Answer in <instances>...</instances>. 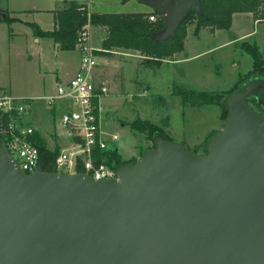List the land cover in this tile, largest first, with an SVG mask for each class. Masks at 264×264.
Returning a JSON list of instances; mask_svg holds the SVG:
<instances>
[{"label": "water", "instance_id": "1", "mask_svg": "<svg viewBox=\"0 0 264 264\" xmlns=\"http://www.w3.org/2000/svg\"><path fill=\"white\" fill-rule=\"evenodd\" d=\"M142 1L161 9L158 37L203 11ZM259 84L231 92L205 152L157 135L116 175L26 170L2 141L0 264H264V112L246 101Z\"/></svg>", "mask_w": 264, "mask_h": 264}, {"label": "rangeland", "instance_id": "2", "mask_svg": "<svg viewBox=\"0 0 264 264\" xmlns=\"http://www.w3.org/2000/svg\"><path fill=\"white\" fill-rule=\"evenodd\" d=\"M102 1L105 5H108V10L118 11L135 9L133 4H139L140 2L139 0H127L126 2H121V0ZM25 15V24L27 25L22 22L23 26L30 28L32 26L30 22H36L34 20H37V18L41 20L42 24H46L44 26H51V14L47 10H42L36 16L28 13ZM239 16L241 15L235 16V22L232 26H229V28L220 27L222 29L214 33L206 28H201L198 33H194V23L190 24L188 26L189 33L185 53H192L212 46V44H218L211 49L195 54L194 57L186 61L172 64L173 66L165 64L154 69L140 66V74L144 75V77H141L142 81H145V78H147L146 81H151L148 91L140 94L138 91H142L143 86H147V82L135 80V86L132 84L123 88L112 85L110 87L111 92L102 97L101 101L104 106L101 123L104 125L107 138L108 133L111 136V132H118L119 135L113 142L118 146L121 155L126 157L125 159L132 156L137 157L145 149L153 146L151 139L146 136L145 132L130 124V121L136 117H145L161 124L163 118L168 115V124L164 127L170 134L171 139L181 140L190 149L197 151H201V148L196 146L197 142L201 141L210 131L223 126L224 118L221 116L220 108L215 102L195 106L183 101L181 94L173 92L172 89L173 85L178 83L207 90H225L229 88L239 74L246 71L252 64L251 54L241 47L242 40L255 41V39L261 38L262 43L258 46L264 58V22L256 23L255 29L246 38L240 40L232 38L230 43H219L240 31L253 27L251 18L246 15H243L242 18ZM11 25H14L16 30L22 29L19 22H12ZM37 55L38 53L29 60L24 58L21 52L14 54L11 59L10 71L5 74V77H0V81L4 78L7 82L6 85L11 88L10 91L16 94L33 93L41 90ZM70 72L64 75L66 76ZM115 75L121 77L119 72ZM249 104L258 109L252 101ZM33 106H35L34 103ZM60 110L56 109V112L60 113ZM44 112L43 114L42 105L40 107L36 106L33 109L34 115L31 111L29 117L32 118L31 122L35 129L41 130L43 135L45 131L47 132L46 136L51 139V143L47 145L61 147V145L68 143L67 137L55 132L52 127L54 124L53 119L51 120L50 117L47 120L45 114L48 112L46 110ZM169 125L172 127L171 129Z\"/></svg>", "mask_w": 264, "mask_h": 264}, {"label": "trees", "instance_id": "3", "mask_svg": "<svg viewBox=\"0 0 264 264\" xmlns=\"http://www.w3.org/2000/svg\"><path fill=\"white\" fill-rule=\"evenodd\" d=\"M200 3L202 13L197 12L193 6L189 7L178 18L174 29L165 35H159V37L156 36V33L165 26L166 21L161 9L156 6H153V11L157 16L150 19L148 17L149 11L144 10H91L88 13L85 5L71 0L67 6L54 9L55 22L52 28H43L37 22H30V25L33 26L35 34L52 36L53 40L59 42L61 48L68 49L78 46V29L85 21L90 20L91 23L105 25L107 26V33L101 40L103 49L113 45L138 49L142 55L141 62L155 67L160 65L164 57L184 48L187 29L192 23H194V33H198L202 27L210 30L216 27L229 28L232 22V12L235 10H252L255 18L264 21V0H200ZM5 17L10 19L7 14ZM241 47L251 54L252 64L246 71L239 74L229 88L225 90H207L178 83L173 85V92L180 93L183 101L195 106L215 102L220 108L221 116L225 119L229 111L226 101L231 92L236 89H243L250 81L257 80L260 83L259 86L246 96V101L248 104L252 101L260 111L264 112V58L256 41L242 40ZM6 115V112H0V125ZM130 124L145 132L146 136L151 139L153 146H155L154 139L157 135H163L171 139L170 134L164 127L168 124V115L163 118L161 124L145 117H136L130 121ZM218 129L220 128L210 131L201 141L197 142L196 146H199L201 151H193L205 152L208 139ZM35 130L32 137L41 151L38 165H41L44 169L55 170L53 159L60 147L58 145L48 146L42 131ZM4 139L5 136L0 132V144ZM93 156L95 162L103 161L114 168L127 160L136 158L135 156L127 159L122 158L118 147L115 145L105 149H100L97 146L93 151ZM77 168L84 169L81 164Z\"/></svg>", "mask_w": 264, "mask_h": 264}, {"label": "crops", "instance_id": "4", "mask_svg": "<svg viewBox=\"0 0 264 264\" xmlns=\"http://www.w3.org/2000/svg\"><path fill=\"white\" fill-rule=\"evenodd\" d=\"M74 1L85 5L90 11L91 10L106 11L109 9L108 5H105L102 0H98V1L74 0ZM126 1L127 0L125 1L123 0L121 2H126ZM70 2L71 0H0V77L2 76L5 77L6 76L5 74L8 71H10V67L12 64L11 61L12 56L19 52H21V55L24 56V58H28L29 60H31L33 55L35 56V54L38 53L37 55V60L39 65L38 72L41 77V84H40L41 90H38V92H33V93L29 92V93H20V94L13 93L10 91L11 90L10 86L8 87V85H6L7 82H5L6 80L4 78H2L0 81V91H7L9 93L18 96L24 95L35 98L34 100L36 101L35 103L37 107L38 106L40 107V105H42L43 114L45 113L44 112L45 110L48 112L47 114H45V118L47 120L50 117L51 120L53 119L54 124L52 127L54 128L55 132L61 135L63 134L59 132V126L56 123V118L59 114L56 112V109H63L65 107V101L63 99H57L56 103L50 106L46 101L47 99L46 94L54 92L55 80L57 78H62L66 80L70 78L72 74L76 71L80 63V54H81L80 49L78 46L72 47L71 49L61 48L60 44L59 43L56 44L55 42L56 40H53L52 36L35 34L34 28L32 26L28 28L27 26H23L22 24L24 23V25H27L25 24L26 23L25 14L28 13L36 16L37 14H40L42 10H47V12L51 14V21H50L51 26H44L46 24H42L41 20L37 17H36L37 20L34 21H36L43 28H52L55 22L54 9L59 7H65ZM133 5L135 6V9L125 10V11L144 10V11H149V13L151 12L154 13L153 6L142 0L139 2V4H133ZM111 11H118V10H111ZM6 14L10 17V19L5 17ZM236 15H241L239 16L240 18H242L243 15H246L249 18H251L253 20V27L240 31L236 35L229 37L219 43L222 42L230 43V40L232 38H237L238 40L246 38L247 35L250 34L255 29L256 23L258 24L264 22L262 20L255 18L252 10H246V11L235 10L232 12V17H231L232 22L230 26L234 24ZM12 22H19V25L22 29L19 28V30H16L14 28L15 26L11 25ZM202 28H206V27H202ZM220 29L222 28L216 27L212 30L209 29V31L211 33L212 32L214 33ZM106 33H107V26L91 23L90 40L93 42L94 45L97 46V49L95 50L97 62L94 64V66L91 69V76L93 77V80L97 85L104 83L107 86V90L102 92V94L99 97L101 120H103L102 110L104 106L101 100L103 96H107L111 92L110 87L112 85L123 88L125 86L132 84L133 86H135L136 84L135 80H138L141 82H147V86H143L142 91H138L140 92V94L150 89L149 85L151 84V81H146L147 78H145L146 79L145 81H142L141 79V77H144V75L140 74V66L143 65L145 67H150L152 69L160 67L161 65H165V64H169L173 66L172 64H175L179 61H186L189 58L194 57L195 54L211 49L212 47L218 44V43L212 44V46L200 50H196L195 52L192 53H185L184 51L188 40L187 36L189 33V27H188L185 36L184 48L181 50H177V52H174L172 55L164 57L163 61L160 63L159 66L152 67L149 65H145L143 62H141L142 55L138 49L125 47V46L124 47L117 46V45H113L112 47L103 49L104 47L101 40L105 37ZM255 41L258 43V45L262 43L261 38H257L255 39ZM103 50H107V51H103ZM67 72L70 73L65 76L64 74ZM117 72L120 73L121 77L115 75ZM129 93L131 92L129 91ZM101 125L102 128H104L103 123H101ZM171 128L172 127H170V129ZM46 133L47 132L45 131L44 137L46 143L50 144L51 139H49V137L46 136ZM108 139H110L109 140L110 143H114L113 141L116 140V138L112 139L111 136H109V133H108ZM122 158H126V157L122 156Z\"/></svg>", "mask_w": 264, "mask_h": 264}, {"label": "built area", "instance_id": "5", "mask_svg": "<svg viewBox=\"0 0 264 264\" xmlns=\"http://www.w3.org/2000/svg\"><path fill=\"white\" fill-rule=\"evenodd\" d=\"M88 13L90 10L87 8ZM154 19L156 14H148ZM91 22L87 20L78 29V47L80 63L76 71L68 79L57 78L53 93L46 94L47 103L52 106L57 99L65 101V107L56 118L59 132L68 138V143L61 145L53 159L57 169L75 171L84 170L94 176L116 175V168L106 162L94 161L95 147L110 148L106 130L101 125L99 97L107 90L104 83L97 85L91 76V69L97 62L95 50L97 46L90 40ZM35 98L24 95H14L0 91V112L7 115L0 125V132L5 136V143L19 166L32 170L39 166L41 151L32 134L35 127L29 117L36 107ZM33 103L35 106H33ZM34 115V113H33ZM118 132H111L112 139L118 137ZM84 169H78V165Z\"/></svg>", "mask_w": 264, "mask_h": 264}]
</instances>
